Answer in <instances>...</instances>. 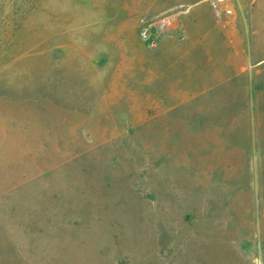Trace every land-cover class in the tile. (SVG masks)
<instances>
[{"label":"rangeland","instance_id":"374dc122","mask_svg":"<svg viewBox=\"0 0 264 264\" xmlns=\"http://www.w3.org/2000/svg\"><path fill=\"white\" fill-rule=\"evenodd\" d=\"M187 2L0 0V264H264V56L244 106L163 78Z\"/></svg>","mask_w":264,"mask_h":264},{"label":"crops","instance_id":"0c3cea01","mask_svg":"<svg viewBox=\"0 0 264 264\" xmlns=\"http://www.w3.org/2000/svg\"><path fill=\"white\" fill-rule=\"evenodd\" d=\"M186 7L185 40L176 44L167 36L157 42L156 70L172 79L184 72L189 96L218 87L226 104L247 105V63L264 56V0H188ZM227 8L232 15L223 13Z\"/></svg>","mask_w":264,"mask_h":264},{"label":"built area","instance_id":"2783aa9c","mask_svg":"<svg viewBox=\"0 0 264 264\" xmlns=\"http://www.w3.org/2000/svg\"><path fill=\"white\" fill-rule=\"evenodd\" d=\"M225 13L231 14L232 11L226 9ZM180 14L179 10L169 11L146 21L142 27L143 37L153 42L157 38L176 30L180 25Z\"/></svg>","mask_w":264,"mask_h":264}]
</instances>
